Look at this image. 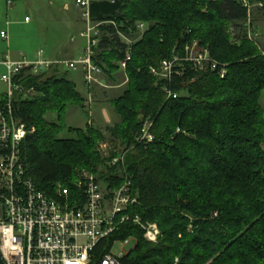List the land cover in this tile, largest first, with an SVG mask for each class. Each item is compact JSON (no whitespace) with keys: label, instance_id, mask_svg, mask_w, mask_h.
<instances>
[{"label":"trees","instance_id":"1","mask_svg":"<svg viewBox=\"0 0 264 264\" xmlns=\"http://www.w3.org/2000/svg\"><path fill=\"white\" fill-rule=\"evenodd\" d=\"M255 4L264 14V0L92 3L94 22L115 24L100 27L93 57L113 82L128 49L118 31L134 37L138 23L148 25L124 70L127 88L112 102L121 122L111 134L128 148L124 172L138 197L129 212L161 230L151 243L140 227L122 224L99 247L101 255L115 241L133 238L135 250L123 264H264V53L250 28ZM194 42L227 66L224 78L220 69L202 73L188 64L171 82L151 73V66L183 55ZM58 70L17 79L23 89L15 113L29 131L22 143L26 176L50 195L58 184L75 194L78 175L96 174L101 167L106 189L120 188L121 164L108 166L119 155L105 163L97 149L103 132L88 123L84 129L68 128L76 137H61L64 128L47 120L51 113L61 119L68 107H85L70 70ZM167 90L178 97L168 98ZM148 120L151 143L138 139Z\"/></svg>","mask_w":264,"mask_h":264},{"label":"built area","instance_id":"2","mask_svg":"<svg viewBox=\"0 0 264 264\" xmlns=\"http://www.w3.org/2000/svg\"><path fill=\"white\" fill-rule=\"evenodd\" d=\"M94 1L76 0V5L83 11L85 29L81 37L86 41L84 54L78 60L46 58L43 50L38 51L34 59L25 55L19 59H13L8 54L0 55V65L6 69L2 80L8 86L5 99L0 101V200L3 205L0 254L5 264H123L121 260L135 250V246L129 252L124 249V245L133 238L115 241L108 251L102 255L99 253V247L120 225L132 223L142 228L145 239L151 243H157L161 234L156 224H146L140 216L129 212L138 205V197L133 192V179L124 172L126 153L108 163L111 167L122 166L118 175L123 184L111 191L96 175L84 172L78 175L75 194L58 184L56 193L50 195L39 190L25 173L22 143L29 131L15 113L16 95L23 89L17 79L23 74L41 75L55 68H64L82 71L87 88L100 83L97 76L102 74V69L94 63L95 48L102 36L100 27L114 22L92 20L91 5ZM245 6L252 9L247 1ZM136 27L138 31L134 37L118 31L119 37L128 46L125 59L119 63L122 70L133 58L132 47L148 25L138 23ZM1 36L7 39L5 32ZM254 36L250 33V38ZM187 64L194 71L206 73L220 69L222 78L227 74V66L221 67L197 42L188 44L183 55L177 53L157 67L151 66L150 71L171 82L173 75L185 74ZM33 91L29 89L27 93L32 94ZM166 92L168 98L178 97L171 90ZM152 126L153 122L149 120L143 124L139 141H154ZM119 244L121 251L114 252V247Z\"/></svg>","mask_w":264,"mask_h":264},{"label":"rangeland","instance_id":"3","mask_svg":"<svg viewBox=\"0 0 264 264\" xmlns=\"http://www.w3.org/2000/svg\"><path fill=\"white\" fill-rule=\"evenodd\" d=\"M257 8H260L259 4L253 7L255 17L253 15L250 28L256 34L255 41L264 45V14L260 13ZM84 29L83 11L76 5V0H0V55L6 53L13 59H19L21 55H25L29 59H34L36 53L43 50L46 58L78 60L83 56L86 47L85 39L80 36ZM2 32L6 33L7 39L1 36ZM58 71L65 73L67 70L59 68ZM3 72L6 73V69L3 71L0 68V100L5 99L8 92V86L2 80ZM80 72V70H70L69 76L78 85V91L86 96L83 93V78ZM114 76L116 82L102 73L97 76L100 83L93 84L91 88L85 85L87 96L86 98L83 96L86 102L84 109L72 106L66 109L61 119H58L56 113H51L46 117L47 120L58 123L64 128L60 134L61 137L77 136L75 133H68L69 127L84 129L88 123L97 127L105 135V140L100 141L97 148L100 156L106 159L105 163H108V158L113 153L121 157L126 153V161L128 153V148L123 146L119 140H115L111 134V129L121 122L112 102L124 93L128 81L122 69ZM261 106L264 111V92ZM101 170L100 167L98 173L93 175L99 178ZM84 172L87 171L82 173ZM2 215L3 211L0 206V217ZM147 223L156 224L149 221ZM157 227L161 232L158 225ZM135 245L136 242L130 240L124 245V249L129 252ZM121 249V244H119L113 250L120 252Z\"/></svg>","mask_w":264,"mask_h":264},{"label":"crops","instance_id":"4","mask_svg":"<svg viewBox=\"0 0 264 264\" xmlns=\"http://www.w3.org/2000/svg\"><path fill=\"white\" fill-rule=\"evenodd\" d=\"M257 16V15H256ZM254 17H255V14H254ZM259 17V16H258ZM26 21H28V18H26ZM84 31V30H83ZM82 31V32H83ZM81 32V33H82ZM81 33H80V36H81ZM83 38V37H82ZM263 38V37H262ZM262 44H263V41H262ZM259 45V47L261 48V50L263 51V53H264V45H261V44H258ZM4 54H6V53H4ZM4 54H2V55H4ZM15 59H17V58H15ZM50 59H58V58H50ZM0 68H2L3 69V71H5V67L3 66V65H0ZM4 73V72H3ZM80 76L83 78V86H84V89H83V93H85L86 94V96H87V88H86V86H85V83H84V75H83V72L81 71L80 73ZM70 75V73L68 74V77H69V79L71 80V81H73L74 82V80L71 78V76H69ZM75 83V82H74ZM76 84V83H75ZM76 86H78L77 84H76ZM78 89V88H77ZM80 92V91H79ZM82 96H84L85 98H86V96L85 95H83L82 94ZM4 100V99H3ZM0 101H2V100H0ZM85 104H86V102H85Z\"/></svg>","mask_w":264,"mask_h":264},{"label":"water","instance_id":"5","mask_svg":"<svg viewBox=\"0 0 264 264\" xmlns=\"http://www.w3.org/2000/svg\"><path fill=\"white\" fill-rule=\"evenodd\" d=\"M0 264H5L0 254Z\"/></svg>","mask_w":264,"mask_h":264}]
</instances>
